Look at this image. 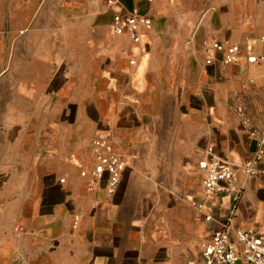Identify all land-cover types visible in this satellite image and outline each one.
<instances>
[{"label": "crops", "instance_id": "crops-1", "mask_svg": "<svg viewBox=\"0 0 264 264\" xmlns=\"http://www.w3.org/2000/svg\"><path fill=\"white\" fill-rule=\"evenodd\" d=\"M132 9L153 22L139 44L111 27ZM90 22L63 59L54 49L46 58L40 37L26 62H10L20 81L11 97L26 102L19 122L34 127L13 138L25 178L0 190V264H204L202 245L224 228L233 200L206 201L199 162L208 147L235 165L249 161L251 133L264 131V5L106 0ZM204 42L239 45V61L222 67L219 53L205 64ZM97 138L126 162L110 198L105 182L91 192L80 176ZM241 186L229 229L264 230V174Z\"/></svg>", "mask_w": 264, "mask_h": 264}, {"label": "built area", "instance_id": "built-area-1", "mask_svg": "<svg viewBox=\"0 0 264 264\" xmlns=\"http://www.w3.org/2000/svg\"><path fill=\"white\" fill-rule=\"evenodd\" d=\"M119 1L108 0V3L111 5ZM255 1L264 5V0ZM111 27L115 35H125L139 44L142 42L143 35L152 30L153 22L146 13H142L139 9H132L127 13H115ZM203 51L207 65L212 64L219 53L222 54V67L239 61L240 47L237 44L204 42ZM251 136L256 139L253 159L235 165L220 158L214 153L212 147H208L204 158L199 162L200 169L206 175L203 182L206 201L217 195L228 196L233 200L232 212L224 228L216 231L213 237L202 245L201 256L204 264H240L242 261L246 264H264V230L256 227L229 229L236 201L239 200L243 191L241 178L249 179L264 174V131L260 135L252 132ZM91 150L93 156L91 167L82 170L80 176L86 180L87 190L91 192L97 191L105 182V194L110 198L120 185L126 162L105 139L97 138L92 141ZM64 181L65 179L60 180L61 183ZM73 223L74 228L79 227L81 218L76 216Z\"/></svg>", "mask_w": 264, "mask_h": 264}, {"label": "rangeland", "instance_id": "rangeland-1", "mask_svg": "<svg viewBox=\"0 0 264 264\" xmlns=\"http://www.w3.org/2000/svg\"><path fill=\"white\" fill-rule=\"evenodd\" d=\"M105 9L106 0H0V190L6 179L25 178V172L19 169L24 166L13 148V138L25 133L24 129L32 132L34 127L19 122L21 117H27V109L25 101L18 97L13 101L11 97V85L20 82L18 77L10 76L11 60L18 65L22 55L26 62L28 53L39 51L40 37L46 58L51 59L54 49L63 59L70 39L88 34L90 21ZM17 91L18 96L19 88ZM49 115L52 108H45V117ZM44 126L46 129L49 124ZM9 164L17 170L9 172L13 169ZM12 190L14 193L19 189Z\"/></svg>", "mask_w": 264, "mask_h": 264}]
</instances>
